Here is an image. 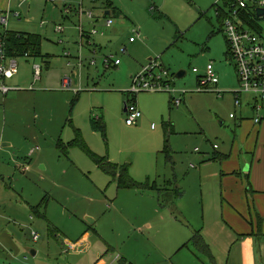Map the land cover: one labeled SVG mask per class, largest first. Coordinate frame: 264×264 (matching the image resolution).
Returning a JSON list of instances; mask_svg holds the SVG:
<instances>
[{"label":"rangeland","instance_id":"1","mask_svg":"<svg viewBox=\"0 0 264 264\" xmlns=\"http://www.w3.org/2000/svg\"><path fill=\"white\" fill-rule=\"evenodd\" d=\"M24 1L13 0L12 16L7 27L0 25V33L6 29L41 37L42 53L49 58L35 63L43 68L42 82L35 84L32 78L30 84L21 85L24 94H10L16 100L2 106L1 113H9L6 138L24 145L29 122L13 112L35 111L37 107L47 112V120L35 117L32 122L50 170L45 179L30 183L20 180L15 186L7 182L10 188L5 191L0 181V197L4 198L0 199L4 216L0 236L7 231L3 234L5 241L0 243V264H227L223 250L218 252L216 248L215 260L197 253V248L185 247L195 236L194 226L213 227L218 218L209 208L211 199L217 196V183L209 185L207 177L194 173L203 165L202 160L212 158L216 152L230 153L234 145L240 150L242 142L238 122L231 119L228 105L219 102L229 94L219 97L213 91L200 92L198 85V77L205 76L206 68L213 64L220 67L221 81L226 80L233 91L240 88L227 55L228 41L219 32L223 24L215 6L223 7V1L111 0L123 15L113 20L114 28L106 32V39L93 37L95 44H86L83 50L76 28L79 19L64 13L67 7L78 9L80 0H29L28 18L21 9ZM86 3L88 10L90 3ZM7 7L6 3L5 11ZM16 13L21 17L17 18ZM87 24L85 28L90 31L93 27ZM57 26H63L66 32L58 33ZM95 27L103 29L102 25ZM136 29L140 37L134 34ZM252 31L261 37L260 31ZM107 58L120 61V66H106ZM17 60L21 73L10 84L22 79L24 67L31 69L32 59ZM153 61L170 72L174 96L182 98V105L176 107L170 102L172 94L168 91L138 94L135 101L142 118L129 128L124 111L132 77ZM182 72L186 75L177 79ZM65 79L78 81L72 93L67 92L71 101L78 96L69 105L62 96L45 94L64 90ZM74 89L80 93H74ZM34 94L45 95L36 100ZM246 97L250 98L246 95L243 104ZM67 106L69 113L74 108L69 124L62 121ZM93 120L106 126V138L94 130ZM4 125V120L0 121L2 130ZM76 128L90 152L111 161L114 158L118 161L115 164L129 165L135 181L151 186L156 183L159 190H150V185H145L150 188L145 191L119 189L78 143L69 145L76 141ZM33 144L29 149L37 147ZM0 158L11 156L0 153ZM39 168L44 170L42 165ZM46 193L45 198L41 197ZM28 204L41 205L40 211L48 218L35 215L33 210L22 214L24 218H15L13 211ZM203 205L206 214L201 210ZM35 233L40 235L37 241ZM85 233L88 240H82Z\"/></svg>","mask_w":264,"mask_h":264},{"label":"crops","instance_id":"2","mask_svg":"<svg viewBox=\"0 0 264 264\" xmlns=\"http://www.w3.org/2000/svg\"><path fill=\"white\" fill-rule=\"evenodd\" d=\"M12 2L13 0H0V21L1 18L6 15L5 14L6 12L11 11L10 7ZM6 3L8 7L7 10L5 11L4 7ZM88 3H90V5L86 7L92 9L96 13L95 24H93L92 22H88V24L91 23V27L102 25L103 29L100 31L104 33V35L98 37L97 40H104L106 39V35H107L106 32L114 28L113 27L114 25L111 28L105 26L104 23L105 17L108 16L111 17L113 20H115L117 18H120L123 15V12L121 11L120 8L116 7L114 2L111 0H98L96 3H92L91 1L88 0L86 5ZM259 23L262 29L260 32L261 38L264 40V17L260 18ZM219 32L224 33V26L223 27L221 26ZM100 46L102 48V45ZM45 56L46 57L44 59L49 58L48 55ZM29 59H32V61H34V65L38 61L33 58H27L26 60L31 61ZM32 61H31V69L28 67L23 68L24 74L22 75L23 76L22 79L17 80V83L10 84V82H12L13 80L17 79V77H19L21 73L20 71L21 66H19V71L16 77L13 78L12 81L8 82L9 87L14 89L12 90V93L13 92L23 93L24 91H26L23 90V88H21L22 87L21 85L30 84L32 78L35 80V84L39 82L36 81V78L34 76V65L32 66ZM214 69L220 79L219 76L221 72L220 67L218 66L217 68H215L214 66ZM199 78L200 77H198V80ZM57 84L59 85V81H57ZM77 85H78V81L73 83V88L74 86ZM218 86L219 87L221 86L223 89L228 90L226 91V94H229V97L222 98L220 99L219 102L228 105L227 110L230 113L229 115L236 113L235 116L236 118L235 119L231 118V119L234 120L235 122H238L237 125L238 127H240L242 142L240 144V150L236 149L235 148L236 145H234L233 147H231L230 153L216 152L212 158L202 160L203 165L197 169L198 171L195 169L197 172L194 173V176H199L202 178L207 177V181L209 185H213L217 183V190H218L217 196L214 199H211L209 208L210 211H212V216L218 218L216 224L213 226L214 228L212 226H207L203 224H202V228L199 227L196 228L194 226L192 229V231L194 232H192V234L195 233L196 235L197 233H200V235L203 236L204 241L209 246L211 256L215 260L216 257H214L215 256L214 254L223 250L222 254L224 255V253L226 252L228 256L226 260L227 264H264V121L261 123V125H256L254 123L255 116L252 110L251 97L250 98L246 97L245 104L243 105V107L241 109H237L235 106V101L233 100L232 95H230L233 92L232 90L233 87L228 85L226 80L221 81V79ZM61 91L45 92V94L48 96H58V97L62 96L63 100L66 101L67 105H69V103H73L75 100L78 99V96H76L75 100L73 99L71 101V94H68L67 92L69 93L72 92L65 90H61ZM18 95H22V94H18ZM43 95L34 94V96H36L34 98L37 100L40 96ZM15 100L16 97L11 98L10 94L8 96H4L0 93V121L2 122V120H4L5 123L3 130L0 127V134H1L0 153L11 156L10 159L0 158V181L2 182L4 191L7 188H10V185H8L7 182H10L13 184V186H15V183L20 184L19 183L20 180L21 181L26 180V182L30 183V182H34L35 179L37 178L45 179L46 173L49 172L50 170V168H48V165L46 163V159L43 158L42 147H38L39 145L38 142L40 140L36 134V131L38 132V129L34 126L32 122L33 118L35 117L37 118V120L40 119L42 121L47 120V112L45 110L39 111V107H37L35 111L13 112L14 116H23L29 122L28 135H27L28 139L25 137L24 145H21L19 143L13 142L11 139L6 138L7 137L6 129L8 124L7 116L9 113H1V112L3 111V107L5 104L9 105L13 103ZM69 110H70L69 106H67V108L64 109L62 112V121L64 119V121H66L67 124L73 122L72 120H70V117H72L73 115L72 113L74 111V108L71 109L70 113ZM124 113L126 114L125 111ZM246 119L249 121H247ZM129 128H133V127H129ZM76 131L77 128L75 132ZM105 131H106V126H105ZM79 132H81L80 129ZM105 136H106V132H105ZM73 141L69 143V145L74 143ZM33 142L36 143L37 147L36 148L32 147L29 149V147L34 145ZM239 155L240 157H238ZM109 160L111 161L110 158ZM111 162L115 164V162L118 161L113 158ZM41 165L44 168V170H40L39 167ZM14 171H17V173L15 174ZM154 185H156L157 187L156 183H154ZM170 191L171 190H169L168 192ZM46 196L47 193L41 194V197L45 198ZM165 198H167L169 202L172 201L171 197L165 196ZM0 199L3 200L4 198L0 197ZM28 206H26L25 208H21V207L16 208L13 211L15 212V214L13 213L15 215L14 217L24 218L22 214H25L27 212H30L31 214V211L33 210L35 215L40 216L41 218L44 219L48 218L47 214H46L47 215L46 218V215L40 211L41 205L37 207L35 206L33 207V205L28 204ZM2 207L3 206H1V208ZM201 210L204 211V213L206 214L207 211L205 205H203ZM48 212L49 209L47 210V213ZM62 212L63 213L65 212V208L62 209ZM5 215L6 217H8L7 212H5ZM3 217L4 216H1V211H0V225L2 223V220L4 219ZM31 218L33 219V216ZM50 226H52L51 223ZM54 229L57 230L56 228ZM4 233H7V231H3L1 233L0 243L5 241V237L3 236ZM59 233L62 234L61 232ZM85 234L86 235L83 236L82 240L89 239L88 234L87 233ZM184 242L187 243L186 241ZM69 245L72 244L69 243ZM185 247L197 248L192 243L189 242L188 244H186ZM216 248L219 249L218 252H216ZM195 251L197 253H204L199 248H197V250ZM37 254L38 252H35V255Z\"/></svg>","mask_w":264,"mask_h":264},{"label":"built area","instance_id":"3","mask_svg":"<svg viewBox=\"0 0 264 264\" xmlns=\"http://www.w3.org/2000/svg\"><path fill=\"white\" fill-rule=\"evenodd\" d=\"M87 0H80V7H67L64 13L68 16L75 14L79 19V24L76 26L80 34L79 47L81 50L86 44L94 45L93 37L103 36L104 33L100 32L97 27L93 26L90 31L86 30V23L96 22V13L92 9H85V3ZM92 3H96L98 0H89ZM248 7L264 8V0H241L236 1L233 7L234 11L231 12V16L227 17L224 21V34L228 41L229 54L233 62L234 69L237 72L238 85L240 86L238 91H233L235 106L237 109H241L244 103V97L246 95L251 97L252 110L255 116L254 123L261 125L264 121V41L259 35L254 33L248 28L240 19V12ZM6 15L1 18L0 25L8 26L11 11L5 13ZM16 17L20 18L21 15L16 13ZM105 26L111 28L114 25V21L111 17L106 16L104 20ZM44 25V23L42 24ZM56 31L60 34L66 32V28L63 26H57ZM8 30H4V33H0V93L4 96H8L12 93L13 88L9 87L8 82L12 81L16 77L19 71V61L17 58L9 55V45L6 37ZM134 34L137 37L141 36L140 30H135ZM130 42H134L132 38ZM96 54V51H94ZM67 57H72L67 54ZM25 58H29L27 54ZM79 58V57H78ZM83 63V59H80ZM112 63L116 67H119L120 61H113V58H107L105 65L110 66ZM96 64L95 61L92 63ZM82 66V64H80ZM43 68L39 64L34 65V75L36 81H40L42 78ZM198 73V70H194ZM207 74L200 77L198 80L199 91H213L216 92L219 97H224L226 92L220 91L218 84L220 79L214 69V65L211 64L206 68ZM172 81L170 79V72L159 65L157 62H151L150 66L145 67L139 74L132 78L131 90L128 91L129 100L125 103L126 106V120L129 127L136 126L142 118V111L138 104L135 102V98L141 93H165L170 92L172 94L171 102L176 107L182 105V98H176L174 96L175 90L171 87ZM73 82L69 79L63 81V89L72 91ZM75 90V89H74ZM75 93L80 91L75 90ZM185 94V91L183 92ZM236 114H231L230 117L235 119ZM218 146L215 145L214 148ZM40 235L34 234V239L37 241ZM72 249L74 245H70Z\"/></svg>","mask_w":264,"mask_h":264},{"label":"trees","instance_id":"4","mask_svg":"<svg viewBox=\"0 0 264 264\" xmlns=\"http://www.w3.org/2000/svg\"><path fill=\"white\" fill-rule=\"evenodd\" d=\"M224 3L223 7H219L217 4L215 7L217 9L218 18L224 26V21L227 17L231 16V12L234 11L233 7L235 6L236 0H222ZM257 9L253 7H248L247 9H243L240 12L241 21L251 30L257 29V31L261 32L260 26V18L257 17ZM258 35V34H257ZM6 37L9 45V55L15 58H25L28 54L29 58H33L36 60H43L46 56L42 53V38L33 34H19V33H10L9 31L6 33ZM229 54V47L228 53ZM230 57V55H229ZM171 102V100H170ZM93 128L95 131L101 132L102 135L105 136V126L101 125L98 120H93ZM76 141L73 143H78L86 152L90 154L94 163L97 167H99L107 176L110 177V182H116L119 189H131V190H149L150 188H145V185H150L149 182L147 184L138 183L134 181L130 175V166L123 165L119 166L117 164L112 163L107 157H100L97 154L90 152L84 143L83 137L81 136L79 130L76 131ZM71 145V144H70ZM67 148L64 147V150ZM151 186V185H150ZM159 190L156 185L151 186L150 190ZM195 247L199 248L202 252H204L208 257H211L210 249L208 244L204 241L203 236L200 233H197L190 241Z\"/></svg>","mask_w":264,"mask_h":264},{"label":"water","instance_id":"5","mask_svg":"<svg viewBox=\"0 0 264 264\" xmlns=\"http://www.w3.org/2000/svg\"><path fill=\"white\" fill-rule=\"evenodd\" d=\"M29 7H30V1L29 0H25L22 4H21V9L23 14L25 15V17H29ZM257 17L259 18H263L264 17V8H258L257 10ZM186 75V72H182L181 74H179L177 76V79H181L182 77H184ZM126 111V108H125ZM35 255V251L33 252Z\"/></svg>","mask_w":264,"mask_h":264}]
</instances>
